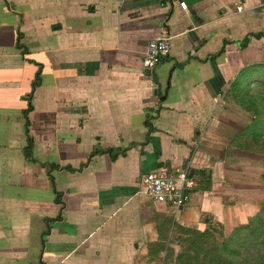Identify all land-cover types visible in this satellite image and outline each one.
Segmentation results:
<instances>
[{
  "label": "crops",
  "instance_id": "1",
  "mask_svg": "<svg viewBox=\"0 0 264 264\" xmlns=\"http://www.w3.org/2000/svg\"><path fill=\"white\" fill-rule=\"evenodd\" d=\"M163 31L170 52L149 77ZM257 63L264 0H0V264H156L173 222H247L264 155L223 97ZM162 168L193 175L187 205L142 191Z\"/></svg>",
  "mask_w": 264,
  "mask_h": 264
},
{
  "label": "trees",
  "instance_id": "2",
  "mask_svg": "<svg viewBox=\"0 0 264 264\" xmlns=\"http://www.w3.org/2000/svg\"><path fill=\"white\" fill-rule=\"evenodd\" d=\"M263 33L255 34L256 37L261 36ZM249 41L248 38L244 39V44ZM249 70V71H247ZM255 70L264 72V63L252 64L241 71L244 80L246 77L252 75ZM247 71V72H246ZM263 76V77H262ZM259 79L260 84L264 86V75ZM39 72L37 71L31 85V91L28 94L29 104L23 111L25 117V124L28 127V114L32 106L30 103L32 93L35 87L39 84ZM234 80L232 84L237 83ZM231 84V85H232ZM261 100L264 101V96H261ZM237 136H244L250 139L252 144L261 146L264 151V111L262 114L254 116V118L239 132ZM247 143V142H246ZM253 147V146H252ZM258 148V147H256ZM110 152V150H108ZM93 152L92 154H94ZM165 222H169L166 218ZM214 225V224H213ZM173 227L179 229H185L188 232L194 231L195 238L189 240L190 250L194 248L192 254L185 253L184 255L178 254L177 258L179 264H264V205L251 216L247 222L234 227L228 236H224L221 241H218L217 245H213L209 242L205 236L209 235V231L213 227L209 225L205 230H198L195 228H188L173 222ZM209 229V231H208ZM164 241L157 243L156 248L161 249L166 243H169L172 238L173 232L168 239V230L165 228ZM162 234V233H161ZM209 244H211L209 246ZM208 245V246H207Z\"/></svg>",
  "mask_w": 264,
  "mask_h": 264
},
{
  "label": "rangeland",
  "instance_id": "3",
  "mask_svg": "<svg viewBox=\"0 0 264 264\" xmlns=\"http://www.w3.org/2000/svg\"><path fill=\"white\" fill-rule=\"evenodd\" d=\"M243 74H240L238 78L239 81H236L237 83L230 85L226 90L223 102L226 104L225 107L228 111H233L235 109L240 110L244 112L251 121L254 116L262 114L264 111V101L261 100V96H264V86L258 83L259 79H263L261 76L264 75V72L262 70H255L252 75L246 77L245 80ZM252 145V151L263 152L262 155H264V151H262L261 148L259 149L261 146H256V144ZM263 205L264 202H262V206ZM212 226L210 231L208 229L210 232L209 235L205 237L208 238L211 244L217 245L218 241H221L222 238L228 236V234L223 231L221 226L217 224ZM172 232L171 241L162 247V254L156 260V264H179L177 258L178 254L182 253V255H184L186 252L192 254L193 251H196L194 248L192 250L188 248L189 240L195 238V235H193L194 231L188 232L185 229L173 227ZM211 244H209V246Z\"/></svg>",
  "mask_w": 264,
  "mask_h": 264
},
{
  "label": "built area",
  "instance_id": "4",
  "mask_svg": "<svg viewBox=\"0 0 264 264\" xmlns=\"http://www.w3.org/2000/svg\"><path fill=\"white\" fill-rule=\"evenodd\" d=\"M179 5L183 9L186 8L184 1H180ZM170 47L166 31L147 42L142 65L149 77L153 68L169 54ZM140 184L142 191L155 202L168 204L175 209L189 203L191 193L197 185L195 178L186 168H162L147 172L141 177Z\"/></svg>",
  "mask_w": 264,
  "mask_h": 264
}]
</instances>
